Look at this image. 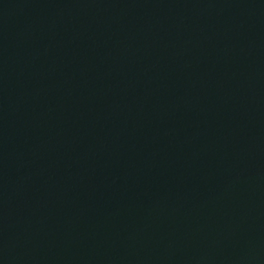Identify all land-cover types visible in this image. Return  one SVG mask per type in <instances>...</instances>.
Returning a JSON list of instances; mask_svg holds the SVG:
<instances>
[{"label":"water","instance_id":"95a60500","mask_svg":"<svg viewBox=\"0 0 264 264\" xmlns=\"http://www.w3.org/2000/svg\"><path fill=\"white\" fill-rule=\"evenodd\" d=\"M0 264H264V0H0Z\"/></svg>","mask_w":264,"mask_h":264}]
</instances>
